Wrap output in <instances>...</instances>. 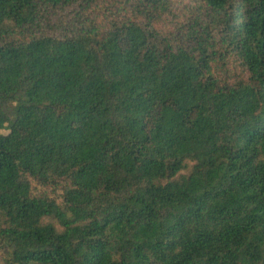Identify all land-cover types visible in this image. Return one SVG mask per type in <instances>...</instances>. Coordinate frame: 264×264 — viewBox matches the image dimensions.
<instances>
[{
  "label": "trees",
  "instance_id": "1",
  "mask_svg": "<svg viewBox=\"0 0 264 264\" xmlns=\"http://www.w3.org/2000/svg\"><path fill=\"white\" fill-rule=\"evenodd\" d=\"M0 264H264V0H0Z\"/></svg>",
  "mask_w": 264,
  "mask_h": 264
}]
</instances>
